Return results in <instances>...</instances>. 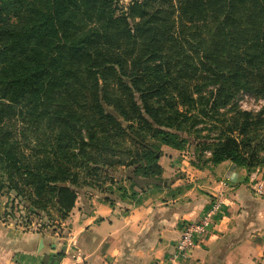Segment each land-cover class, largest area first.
<instances>
[{
    "label": "trees",
    "instance_id": "obj_1",
    "mask_svg": "<svg viewBox=\"0 0 264 264\" xmlns=\"http://www.w3.org/2000/svg\"><path fill=\"white\" fill-rule=\"evenodd\" d=\"M124 1L0 0V193L36 218L102 169L156 187L196 128L221 130L205 164L264 177V108L238 104L264 99V0Z\"/></svg>",
    "mask_w": 264,
    "mask_h": 264
},
{
    "label": "crops",
    "instance_id": "obj_2",
    "mask_svg": "<svg viewBox=\"0 0 264 264\" xmlns=\"http://www.w3.org/2000/svg\"><path fill=\"white\" fill-rule=\"evenodd\" d=\"M184 159V151L164 152L161 199L124 205L79 190L63 231L25 229L0 213V264H264V191L230 161L195 167ZM217 197L224 206L212 233L190 260L172 263L183 223Z\"/></svg>",
    "mask_w": 264,
    "mask_h": 264
},
{
    "label": "rangeland",
    "instance_id": "obj_3",
    "mask_svg": "<svg viewBox=\"0 0 264 264\" xmlns=\"http://www.w3.org/2000/svg\"><path fill=\"white\" fill-rule=\"evenodd\" d=\"M131 0H125L124 4L128 5ZM254 99V102L249 101V103L253 106L259 105V100ZM241 98L239 99V101ZM239 104V103H238ZM240 107V104H239ZM259 108V107H258ZM255 108V109H258ZM264 108V106H263ZM242 111H244L241 107L239 108ZM262 110V109H261ZM221 113H224L221 115ZM220 115H218V119L220 122H215V125L217 127H220V125L224 124V129H227V126L232 122L233 119L237 118L239 115L237 113H234V111L230 110L228 112H221ZM255 113V112H254ZM229 123V124H227ZM187 125V124H185ZM220 128H214V130L209 134L207 131H201L199 132L200 128L192 129L188 133V138L192 141V145L186 147V150L184 153H186V157L188 159H184L187 163H192V166L195 165V167H198L199 164H204L206 160L211 157L210 150L207 149L208 146L216 145L218 139L216 140V135L220 133ZM196 130V132H195ZM261 134V132H260ZM186 136V134H184ZM237 137V134L234 135ZM239 140L241 139L238 138ZM127 147V146H126ZM172 153L174 152L172 149H164L163 152ZM179 153V152H178ZM260 156H264V152L259 153ZM199 157H202V159L199 160ZM122 157L121 155L119 158ZM193 159V160H192ZM194 164V165H193ZM101 175L96 179L93 178L95 181L94 184L95 187H90L84 185L82 189H93L95 192L99 193L100 196H107L109 199H112L113 202L119 201L124 203V205H128L129 203H136V204H142L149 199H161L163 194V183L164 180L161 179L159 182H157L156 187L154 186H147L143 185L142 188H139L135 186L132 181L129 179V175L132 173V170H129L125 167H119L115 169L114 171H108L109 169H102ZM104 171H108L110 176L104 173ZM260 172L262 171L261 168L257 169L254 172ZM253 172V173H254ZM147 184V183H146ZM160 186H159V185ZM81 189V190H82ZM133 193H137L135 198L133 197ZM123 196H125L123 198ZM18 199L15 198L14 194L8 193L6 190H4L2 193H0V213L1 216H4V218H9L10 220L15 222L21 223L20 226H24L25 229L33 228L35 230L39 231H63V220L59 218V215L56 213L54 209L50 210V214L42 213L43 215L41 218H36L33 215H29L25 209L24 206L19 205ZM4 204V206H3ZM20 211V212H19Z\"/></svg>",
    "mask_w": 264,
    "mask_h": 264
},
{
    "label": "built area",
    "instance_id": "obj_4",
    "mask_svg": "<svg viewBox=\"0 0 264 264\" xmlns=\"http://www.w3.org/2000/svg\"><path fill=\"white\" fill-rule=\"evenodd\" d=\"M249 101L254 102L253 97L248 94L241 95L239 104L244 111L256 113L261 111L264 106V99H260L259 105L257 106L251 105ZM250 177L251 182L255 185V192L262 195L264 191V177L258 171L252 173ZM223 206L222 199L217 197L197 221L183 223L180 237L175 245V254L173 255L172 263L191 259L195 247L203 239L207 238L216 227L218 218L223 213Z\"/></svg>",
    "mask_w": 264,
    "mask_h": 264
},
{
    "label": "water",
    "instance_id": "obj_5",
    "mask_svg": "<svg viewBox=\"0 0 264 264\" xmlns=\"http://www.w3.org/2000/svg\"><path fill=\"white\" fill-rule=\"evenodd\" d=\"M31 210L33 211V209L31 208Z\"/></svg>",
    "mask_w": 264,
    "mask_h": 264
}]
</instances>
